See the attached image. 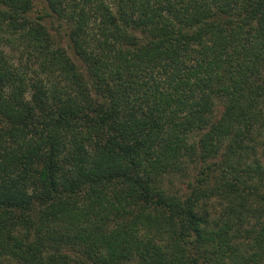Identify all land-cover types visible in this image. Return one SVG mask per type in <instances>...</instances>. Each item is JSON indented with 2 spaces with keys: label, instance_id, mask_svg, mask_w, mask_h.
<instances>
[{
  "label": "trees",
  "instance_id": "obj_1",
  "mask_svg": "<svg viewBox=\"0 0 264 264\" xmlns=\"http://www.w3.org/2000/svg\"><path fill=\"white\" fill-rule=\"evenodd\" d=\"M34 2L0 0V264H264V0Z\"/></svg>",
  "mask_w": 264,
  "mask_h": 264
},
{
  "label": "rangeland",
  "instance_id": "obj_2",
  "mask_svg": "<svg viewBox=\"0 0 264 264\" xmlns=\"http://www.w3.org/2000/svg\"><path fill=\"white\" fill-rule=\"evenodd\" d=\"M34 4H35V8H34L35 11H33V14L36 15L38 13L37 11L42 10V8L45 6V2H44V0H35ZM44 21H45V24L49 27L50 32L58 38L59 33L56 31L57 21L52 17H49V18L47 17L44 19ZM63 32L64 31L61 28L60 33L62 35H63ZM62 38H63L62 43H63V45L66 46L67 41L65 40V36H62Z\"/></svg>",
  "mask_w": 264,
  "mask_h": 264
}]
</instances>
